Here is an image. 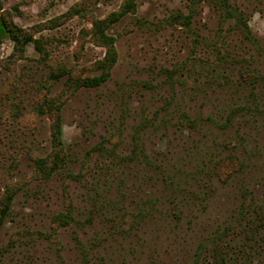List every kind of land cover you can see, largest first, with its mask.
Segmentation results:
<instances>
[{
  "label": "rangeland",
  "instance_id": "374dc122",
  "mask_svg": "<svg viewBox=\"0 0 264 264\" xmlns=\"http://www.w3.org/2000/svg\"><path fill=\"white\" fill-rule=\"evenodd\" d=\"M126 2L0 0V264H264V0H135L107 70Z\"/></svg>",
  "mask_w": 264,
  "mask_h": 264
},
{
  "label": "trees",
  "instance_id": "16d2710c",
  "mask_svg": "<svg viewBox=\"0 0 264 264\" xmlns=\"http://www.w3.org/2000/svg\"><path fill=\"white\" fill-rule=\"evenodd\" d=\"M135 10V0H127L125 6L123 7L122 11L119 13H114L110 17H108L104 21L98 22L96 25V28L98 29V33L100 35V38L102 39L104 45L108 48V55L104 61L101 62V64H104L105 68L108 70L111 65L116 60V51L114 48V45L112 43V38L107 36L104 33V27H108L109 25H112L120 20V18L125 15L126 13H129L131 11ZM182 17L184 20H186V17ZM4 28L6 32L9 34L10 38L15 43V51L24 53L26 46L31 43H38L36 40L33 39L32 36L25 34L21 28L14 25L13 23L4 22ZM107 73V72H106ZM107 78V74L101 75L96 78L92 79H84L82 80V83L85 86L88 87H96L102 84ZM47 109L48 113H50L53 117V144L55 151L54 153L46 159H37V174L40 177H50L55 170L60 168L63 163V156H62V126L60 121V115H59V108L57 104L54 103L52 100L46 101V103L42 106V109ZM19 188L17 187H11L8 188L2 198L0 199V229L3 226L5 219L10 214L11 206L13 199L17 193ZM71 218L67 215L60 214L56 217L55 221L60 223H68V221Z\"/></svg>",
  "mask_w": 264,
  "mask_h": 264
}]
</instances>
